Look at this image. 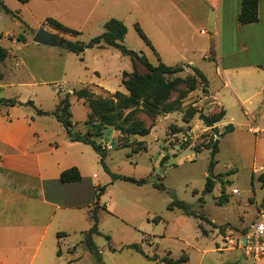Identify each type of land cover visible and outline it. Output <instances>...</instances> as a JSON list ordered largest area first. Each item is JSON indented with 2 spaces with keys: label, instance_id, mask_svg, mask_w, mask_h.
<instances>
[{
  "label": "rangeland",
  "instance_id": "obj_1",
  "mask_svg": "<svg viewBox=\"0 0 264 264\" xmlns=\"http://www.w3.org/2000/svg\"><path fill=\"white\" fill-rule=\"evenodd\" d=\"M1 1L12 13L7 12L0 3V45L7 48L13 56H20L26 63L27 70L21 67L18 74L27 83L21 88L19 96L30 99L32 94H36V99L31 97L35 101V108L51 112L56 106L58 92L65 94L85 87L90 88L101 99H110L115 91L128 95V92H123L121 77L116 76V70L133 69L131 56L113 48H87L80 56L83 61L74 54L64 52L62 55L64 49L61 46H55L57 51H61L60 55H49L43 52L44 48L34 46L33 38L41 27L59 38L88 43L91 38L104 31V23L108 19L117 18L128 28L124 39L127 48L138 53L146 52L149 61L153 65L157 64L152 48L138 35L135 24L139 23L149 37L146 31L149 30L148 22L154 12L161 14L167 0H64L58 3L31 0L25 4L17 0ZM186 1L190 14L186 12L199 29H207L209 26L206 17L210 18L211 15L201 1ZM49 18L56 19L81 34L73 36L55 30L48 23ZM182 29L188 43L194 40L198 44L206 41L207 37L199 33H196L195 39L190 40L186 34L194 29L189 30L186 22L182 23ZM208 32L214 38L211 58L216 61L203 60L201 65L208 73V92L212 96L220 92L221 100L226 102L227 112L225 118L218 123L217 131L206 127L199 119V114L194 117L190 127L183 121L185 108L192 104L207 115L217 113L222 108L215 107L211 100L201 101L202 88H199L184 99L182 111L158 117L156 125L146 136L124 137L113 128L105 130L100 142L108 149L105 162L111 174L103 169L93 150L89 156L90 161L95 164L94 179L106 187L100 201L107 211L99 210L98 228L101 234L94 236L95 247L100 251L101 264H171L164 260L166 258L180 259V264H256L224 241H227V237L235 238L247 230L264 213V186L259 180V176L264 174V92H260L261 82L254 89L247 84L241 86V92L246 97L254 94L256 90L260 92L253 96L251 103L244 104L245 109L256 115L257 120L254 122L245 114L240 104L231 100V92L224 88V80L217 72V67L220 62L224 65L230 62L263 63L264 22L256 33L255 40L249 33L230 29L228 33L223 32L220 39L222 47L218 46L216 34L212 37L213 31ZM19 36L24 40L13 43L12 40ZM240 37H251L250 43H241ZM200 52L190 51L187 58L200 55ZM13 56L9 62L12 65L15 64ZM179 66L184 71L177 76L184 78L186 82L172 91L170 100L178 98L188 89L187 80L194 75L193 70L186 65ZM137 68L141 74L148 72L139 62ZM205 75L207 76L206 73ZM24 76L26 79L22 78ZM35 80L39 84L34 85ZM97 85H102L113 93L106 92L107 90L104 91ZM61 88L64 91H60ZM6 94L11 96L14 93L7 90ZM35 108L26 106L27 111L41 123L40 127L50 133L53 122L65 131L53 116H39ZM71 109L74 129L78 132L85 127L90 110L88 105H84L74 96ZM140 118L146 124L151 122L145 114H140ZM229 124L234 126V130L223 137L218 136ZM216 139L219 140V152L214 158V166L211 167V147ZM141 141L145 142L147 151L132 154L131 149L137 148ZM120 142L128 143L129 146L119 147ZM187 143L188 147L182 149L181 146ZM166 155L168 159H164ZM211 171L214 174V190L205 193L207 177ZM112 174L147 179V182L137 185L122 179H113ZM158 183H162L165 190L154 186ZM234 189H237V193L233 192ZM174 198L184 201L190 210L204 220L187 216L178 208L170 210L168 206ZM82 238L80 234L72 233L68 239L61 241L60 246L64 251L71 244L77 246L75 255L70 256L76 259L73 264H100L92 250L81 242ZM130 244L140 245L144 254L129 248ZM153 255L157 256L156 260L150 258Z\"/></svg>",
  "mask_w": 264,
  "mask_h": 264
},
{
  "label": "crops",
  "instance_id": "obj_2",
  "mask_svg": "<svg viewBox=\"0 0 264 264\" xmlns=\"http://www.w3.org/2000/svg\"><path fill=\"white\" fill-rule=\"evenodd\" d=\"M49 1L58 3L64 0ZM66 1L79 2L82 0ZM200 1L207 13L211 15L210 18L206 17L209 26L207 29H199V26L190 17L186 0H167L161 14L157 13L158 11L152 14V18L148 22L149 30L146 31H148V38L154 48L151 51L157 59V64L161 61L169 66L186 65L190 69L192 68L188 65H196L208 77L207 71L201 64L204 62L203 60L216 61L211 58L210 52L214 38L208 35V31H213L212 37H214V33L216 34L219 47H222V43L220 45L222 33H228L229 29L230 31L237 30V32L252 34V39L255 40V35L264 22V0H259V21L245 25L238 21L242 0ZM183 22L188 24L189 30L194 29L186 34L190 40L195 39L196 33H199L207 37L206 41L198 44L194 40L188 43L185 39V31L182 29ZM250 38L240 37L239 41L250 43ZM12 42L17 44L18 39H14ZM34 44L41 49L44 48L43 52L49 55L61 54V51H57L55 46L35 42ZM125 46L127 47V45ZM197 50L201 51L200 55L187 58L190 51ZM64 52L74 54L64 49L62 55ZM145 55L148 56L146 52ZM12 56L9 51L8 58L0 62V99L16 101L15 105L0 107V264H73L72 262L76 259L70 256L75 255L77 246L71 244L64 251L60 246L61 241L68 239L72 233H76L83 237L81 242L84 243L85 233L93 226L92 213L94 209H97L98 217L100 209L107 211L101 201L96 204V187L101 184H98L94 179L95 164L90 161L89 157L92 150L98 158L99 155L90 144L72 141L65 127L53 115L51 116L64 127L65 131H62L61 127L53 122L50 126V133L40 127L41 123H38L33 114L26 109L28 105L36 107L35 101L32 99L37 98L36 94H32L30 99L19 96L21 88L27 85L18 76L21 67L27 70L26 63L20 56L14 55L15 64L12 65L9 63ZM116 56L122 59L118 53ZM218 60H220L219 55ZM125 71L130 72L132 69ZM217 72L224 80V88L231 92V100L240 104L245 114L255 122L256 115L254 116L245 109L244 104L251 103V99L256 93L264 92V79H262L264 78V62L244 64L230 62L227 65L220 62ZM122 73L121 68L116 70V76L121 77V84ZM30 77L34 79L33 76L30 75ZM22 78L26 79L25 76ZM259 82L262 84L260 92L256 90L252 95L243 96L242 84H247L254 89ZM37 84L39 82L35 80L34 85ZM102 85H97V87L113 93V91L105 89L108 86ZM7 90L14 94L11 96L6 94ZM60 91L64 90L61 88ZM75 91L65 92L71 94V107L73 96L84 104L83 99L74 95ZM123 92H127L125 88ZM201 94L203 96L201 101L208 99L215 107L220 106L225 109L226 102L221 100L220 92L215 93L214 96L209 92ZM29 101H32L33 104H29ZM58 102L59 98L57 101L55 100L56 106L51 112L56 109ZM35 109L37 114L38 109L42 110ZM38 115L40 116V114ZM218 123L216 127L219 128ZM257 128L262 131L260 126ZM86 131L87 126L85 125L78 132L85 133ZM71 167L78 168L82 180L62 183L60 181L61 173Z\"/></svg>",
  "mask_w": 264,
  "mask_h": 264
},
{
  "label": "trees",
  "instance_id": "obj_3",
  "mask_svg": "<svg viewBox=\"0 0 264 264\" xmlns=\"http://www.w3.org/2000/svg\"><path fill=\"white\" fill-rule=\"evenodd\" d=\"M21 3H28L31 0H17ZM1 5L4 9L12 13L0 0ZM259 0H242L240 13L238 15V21L240 24H252L259 21L258 13ZM48 23L55 30L63 33H69L73 36H79L81 33L75 29H72L56 19H47ZM135 29L138 35L144 42L150 46H153L151 41L147 37L146 33L143 31L139 23L135 24ZM127 26L117 18H110L104 23V31L93 38L90 39L88 43L82 41L73 40H63L62 48L68 52L74 53L81 56L87 48L91 47H112L124 54L131 56L133 62L132 71H123L122 73V86L128 92V95L122 93L121 91H116L110 97V99H101L96 97L95 93L88 87L76 90L74 95L79 99H83L84 104L88 105L89 113L87 120L85 122L87 126V131L85 133H80L74 131V123L72 121V111H71V94L65 93L61 94L58 92L59 102L56 109L53 112H46L38 109V114L40 115H53L62 125L65 127L66 132L72 141H79L90 144L94 150L99 155V162L103 169L110 173L106 165V154L108 152L107 147L102 145L100 142L102 135L105 130L113 128L114 130L120 131L124 137L139 136L143 137L150 134L152 128L156 125V120L158 117L167 115L170 113L182 111L184 107V99L187 98L188 94L202 88L203 93H207V87L209 81L206 75L197 67L188 65L192 68L194 75L190 76L187 82L189 87L184 91L178 98L170 100V94L172 91L181 83H185L184 78L177 76L178 73L184 71L182 66H169L163 62H159L157 65H153L147 58L145 54L138 53L136 51L128 49L124 44V39L127 34ZM19 41L24 40L22 36L17 38ZM128 51V52H127ZM213 49L211 50V52ZM210 52V53H211ZM9 56V50L0 45V62L5 61ZM83 61V58L80 57ZM141 63L148 70L147 73L141 74L138 71L137 63ZM174 76L169 79V77ZM33 104L32 101L28 102ZM16 101L13 99H0V107L2 105H15ZM126 111V113H125ZM140 114L147 115L151 122L146 124L143 119L140 118ZM199 114V119L205 124L206 127L212 128V130L217 131L215 126L218 122L223 120L226 115V110L221 108L217 113H212L210 115L205 114L202 110H198L194 104L185 108L183 112V121L190 127V124L194 117ZM234 130L232 124L227 125L226 129L222 133L217 135L223 137L225 134L230 133ZM129 143V141H128ZM119 143V147H127L129 144ZM188 143L182 145V149H186ZM141 151H147L145 142H139L137 148H132L131 153L137 154ZM219 152V140H215L211 147V167L214 166V158ZM164 159H168V156H164ZM113 179H122L137 185H143L147 182V179H136L123 175L112 174ZM82 180V176L77 167H71L63 171L60 175V181L62 183L79 182ZM259 180L264 186V174L259 176ZM154 186L159 190H165V186L162 183L154 184ZM215 182L213 179L207 177L205 193H211L214 190ZM106 187L98 185L96 187V198L97 203L100 202L101 195L105 192ZM201 201L202 198L200 199ZM106 209V206H104ZM169 209L174 210L178 208L187 216H194L204 220V218L194 211L190 210L188 205L181 200L176 198L169 204ZM93 226L85 233L84 243L86 246L92 250L94 255L97 257V261L101 264L100 251L95 247L94 235H100L98 228L99 217L97 209H94L92 213ZM202 229V226L199 225ZM109 239V237H108ZM129 248L135 249L136 251L143 253V249L138 244H130ZM151 259L156 260L157 256L153 255ZM168 263H178L179 260L164 259Z\"/></svg>",
  "mask_w": 264,
  "mask_h": 264
},
{
  "label": "built area",
  "instance_id": "obj_4",
  "mask_svg": "<svg viewBox=\"0 0 264 264\" xmlns=\"http://www.w3.org/2000/svg\"><path fill=\"white\" fill-rule=\"evenodd\" d=\"M233 192L237 193V189ZM227 241H224L225 244H231V248L239 250L246 259L256 264H264V213L247 230L239 233L235 238L227 237Z\"/></svg>",
  "mask_w": 264,
  "mask_h": 264
},
{
  "label": "water",
  "instance_id": "obj_5",
  "mask_svg": "<svg viewBox=\"0 0 264 264\" xmlns=\"http://www.w3.org/2000/svg\"><path fill=\"white\" fill-rule=\"evenodd\" d=\"M33 41L35 43L47 45V46H61L63 40L60 39L57 35L47 31L44 27H41L35 34ZM128 52V51H127ZM214 174L211 171L209 178L213 179Z\"/></svg>",
  "mask_w": 264,
  "mask_h": 264
}]
</instances>
